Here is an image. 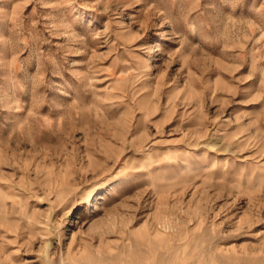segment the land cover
I'll return each mask as SVG.
<instances>
[{
    "label": "rangeland",
    "instance_id": "rangeland-1",
    "mask_svg": "<svg viewBox=\"0 0 264 264\" xmlns=\"http://www.w3.org/2000/svg\"><path fill=\"white\" fill-rule=\"evenodd\" d=\"M0 264H264V0H0Z\"/></svg>",
    "mask_w": 264,
    "mask_h": 264
},
{
    "label": "bare ground",
    "instance_id": "bare-ground-1",
    "mask_svg": "<svg viewBox=\"0 0 264 264\" xmlns=\"http://www.w3.org/2000/svg\"><path fill=\"white\" fill-rule=\"evenodd\" d=\"M154 55H155V53H154Z\"/></svg>",
    "mask_w": 264,
    "mask_h": 264
}]
</instances>
